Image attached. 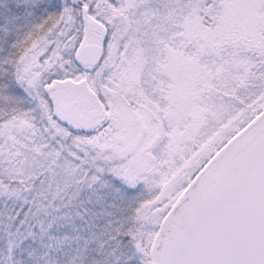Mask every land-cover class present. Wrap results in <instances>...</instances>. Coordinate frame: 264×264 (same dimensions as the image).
Wrapping results in <instances>:
<instances>
[{
  "label": "snow or ice",
  "instance_id": "obj_1",
  "mask_svg": "<svg viewBox=\"0 0 264 264\" xmlns=\"http://www.w3.org/2000/svg\"><path fill=\"white\" fill-rule=\"evenodd\" d=\"M0 264H264V0H0Z\"/></svg>",
  "mask_w": 264,
  "mask_h": 264
}]
</instances>
